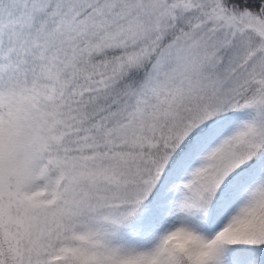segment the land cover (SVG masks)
<instances>
[{"label":"snow or ice","instance_id":"6c2138e0","mask_svg":"<svg viewBox=\"0 0 264 264\" xmlns=\"http://www.w3.org/2000/svg\"><path fill=\"white\" fill-rule=\"evenodd\" d=\"M0 264H264V0H0Z\"/></svg>","mask_w":264,"mask_h":264}]
</instances>
